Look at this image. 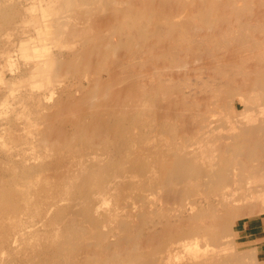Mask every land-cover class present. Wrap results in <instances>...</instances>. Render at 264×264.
Here are the masks:
<instances>
[{
	"label": "bare ground",
	"instance_id": "obj_1",
	"mask_svg": "<svg viewBox=\"0 0 264 264\" xmlns=\"http://www.w3.org/2000/svg\"><path fill=\"white\" fill-rule=\"evenodd\" d=\"M24 11L0 141L51 158L0 171V264H260L236 227L264 212V0Z\"/></svg>",
	"mask_w": 264,
	"mask_h": 264
},
{
	"label": "rangeland",
	"instance_id": "obj_2",
	"mask_svg": "<svg viewBox=\"0 0 264 264\" xmlns=\"http://www.w3.org/2000/svg\"><path fill=\"white\" fill-rule=\"evenodd\" d=\"M28 1L29 0H0V72L6 81H9L18 74L19 70L26 66L27 61L21 57L20 53H18V50L16 52V49L21 38L27 36L28 33H30L29 28H26L21 22V20H24V13L26 12L24 11V8ZM7 51H11V61L6 60L4 52ZM174 76V81L176 78H180L179 83H182V85L191 83L190 88H188L189 90L194 87L193 81L194 83L196 82L194 77L187 79L185 83L183 77L178 75V73ZM189 84L187 85L189 86ZM203 87H200V90L205 89ZM59 89H61V87H59ZM195 89L196 88L194 87V90ZM200 90L197 89V91ZM5 92V85L0 82V98L3 97ZM1 141L0 171L2 173L7 172L9 176L11 175L13 182L20 183L22 181V175L26 171H29L34 167H38L39 165L43 164V162L51 158L49 153L41 150L36 153H31L30 150L27 149L25 153L20 155L16 154L17 151L15 149H18L19 146L12 148L11 151L13 154L6 153L5 148L7 145L2 146ZM5 198L6 200H9V204L12 203L11 205L14 206L13 208L19 207L24 201L23 194L17 189L12 190L9 194L7 192ZM236 228L238 230L236 236L237 249H250V251L255 253L257 258L261 261L260 264H264V212H256L254 214L245 216L238 222Z\"/></svg>",
	"mask_w": 264,
	"mask_h": 264
}]
</instances>
